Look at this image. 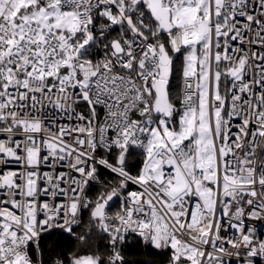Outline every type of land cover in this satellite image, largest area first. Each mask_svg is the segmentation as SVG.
Returning <instances> with one entry per match:
<instances>
[{
    "label": "snow or ice",
    "instance_id": "1",
    "mask_svg": "<svg viewBox=\"0 0 264 264\" xmlns=\"http://www.w3.org/2000/svg\"><path fill=\"white\" fill-rule=\"evenodd\" d=\"M0 264H264V0H0Z\"/></svg>",
    "mask_w": 264,
    "mask_h": 264
}]
</instances>
